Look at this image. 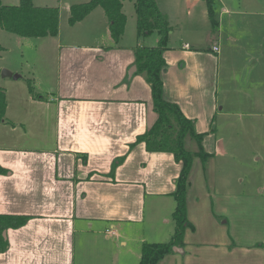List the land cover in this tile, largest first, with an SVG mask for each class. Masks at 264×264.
I'll return each mask as SVG.
<instances>
[{"label": "crops", "instance_id": "crops-1", "mask_svg": "<svg viewBox=\"0 0 264 264\" xmlns=\"http://www.w3.org/2000/svg\"><path fill=\"white\" fill-rule=\"evenodd\" d=\"M212 8L216 37L205 48L189 43L186 33L193 30L171 21L159 7L171 26L163 53L164 98L203 134L204 164L212 141L213 154L221 153L219 137L212 134L219 117L230 114L226 104L249 105L238 114L264 115V10L250 12L257 26L247 27L236 18L243 12L235 7L230 10L221 0ZM83 22L90 27L82 43L61 41L59 25L56 35L32 37L42 57L27 64L25 80L32 82L33 92L21 73L0 77L7 99L0 122V166L5 169L0 213L28 217L5 230L8 245L0 251V264H137L143 242L167 241L173 233L169 218L161 220L168 227L158 222L162 204L152 205L153 217L147 218L144 209L147 197L174 200L181 163L170 152L147 151L144 142L136 141L156 113L145 76L136 69L128 75L135 47L155 46L158 33L137 37L135 32L131 39L125 25L114 41L99 6L73 25ZM195 161L193 156L186 193L193 227L185 229L183 247L157 264H264V221L256 234L243 232L228 215L236 212L242 192L229 189L228 180L225 187L211 186L214 195L233 199L230 211L217 209L202 162L193 181ZM171 205L172 215L175 200Z\"/></svg>", "mask_w": 264, "mask_h": 264}, {"label": "rangeland", "instance_id": "rangeland-1", "mask_svg": "<svg viewBox=\"0 0 264 264\" xmlns=\"http://www.w3.org/2000/svg\"><path fill=\"white\" fill-rule=\"evenodd\" d=\"M86 1L87 0H33V4L35 6L57 7L59 9L61 41L82 43L85 42L83 41L85 40L84 34L86 31L88 32L90 25L87 22H83L71 26L68 24L67 18L69 16L70 5ZM156 1L159 7L171 17V21L181 23L182 28L186 27L187 29L193 30L186 33V40L189 43L194 46L202 43V45L207 48L210 41H214L216 31H214L215 28L212 24V20L208 16L205 0H195L192 5L189 4V0ZM213 1L215 4L221 0ZM222 1L225 2L228 9L233 10L235 7L238 9V12H243V14L236 15V18L242 17L244 26H257L255 16L248 14H250V12L258 13L263 11L264 2L262 0ZM1 2L6 5H16L19 3V0H1ZM219 6L220 4L218 3L216 6L217 9H219ZM99 10L101 9L99 8ZM122 11L126 15V36L134 39V34L136 32V15L134 12L133 0H123ZM217 13L218 10H215L216 15ZM99 30H103V27H100ZM37 42L35 38H23L0 27V71L2 69H8L12 73H21V79L26 85L25 77L28 76L26 71L27 64L30 65L42 59L36 49ZM256 73L257 72H253V78L256 77ZM0 80H3V78H0ZM230 106L234 108L231 109ZM248 106L249 105L246 104L239 108V105L235 103H233V105L226 104V109H229L230 114L225 117H219V123L216 124V131L212 134L214 137H219L217 138V143L221 153L213 154L215 148L212 141L210 146L207 145V149H210L212 154L204 166L206 168L205 172H207L206 186L210 190L211 186L225 187L226 180H228L227 187L229 189L236 188L238 189L237 192H242L241 195L237 197L236 212H228V215L234 216L235 219L241 223L243 232L256 234L261 222L264 221V208H262V205H264V115L238 114V109L247 110L249 109ZM256 126H259V129L256 128ZM214 137H212V139ZM185 146L194 153V158L196 157L194 181L196 179V171L199 169L200 172L203 166L200 157L196 154L198 151L196 141L190 136H187L185 139ZM203 151L205 152L204 147ZM211 193L213 194L212 190ZM217 193L216 191V194L212 195V199L216 202V208L221 209L228 206L226 208L230 211L232 208L231 201L233 199L229 195H218ZM212 199H209V205L212 204ZM168 203L170 206H167ZM160 204H162V207L160 208L158 218L161 219H158V222L162 227H168L169 224H164L161 220L164 221L165 218H169L170 222H174L170 214L173 208L171 204H174L173 199L157 202L147 197L144 209L145 216L147 218L153 217L154 213L151 210L152 205ZM231 220L232 219H230V221Z\"/></svg>", "mask_w": 264, "mask_h": 264}, {"label": "trees", "instance_id": "trees-1", "mask_svg": "<svg viewBox=\"0 0 264 264\" xmlns=\"http://www.w3.org/2000/svg\"><path fill=\"white\" fill-rule=\"evenodd\" d=\"M208 16L212 20L213 0H205ZM101 7L109 20V31L114 41L123 34L126 15L122 11V0H87L69 6L67 22L73 25L82 20L95 7ZM135 28L137 37L145 36L156 30L158 41L155 46H136L134 64L136 73H142L151 88L153 110L156 119L153 124L136 138L144 142L147 151L170 152L181 163L180 172L175 180V190L171 194L175 200L172 212L173 233L167 241L143 242L137 264H157L173 247H183V234L187 227H193L187 218L186 193L194 153L186 148L185 139L190 136L196 141V154L204 164L208 154L203 151V134L194 129V121L187 118L176 103L164 98L162 72L166 62L163 56L167 49L171 26L159 9L156 0H133ZM213 22V20H212ZM59 25V9L49 6H35L33 0H19L16 5H6L0 0V27L21 37H43L56 35ZM28 90L33 92L32 82L27 79ZM40 97L39 94H33ZM7 99L0 86V122L5 120ZM5 169L0 166V174ZM27 216L0 213V251L8 245L3 232L25 223Z\"/></svg>", "mask_w": 264, "mask_h": 264}, {"label": "water", "instance_id": "water-1", "mask_svg": "<svg viewBox=\"0 0 264 264\" xmlns=\"http://www.w3.org/2000/svg\"><path fill=\"white\" fill-rule=\"evenodd\" d=\"M136 67L132 66V68L129 70L128 75L131 76V74L135 71ZM1 76L5 77V76H11L13 78H17L19 76V74L17 73H12L11 71H9L8 69H2L0 71ZM3 235L5 236V231L3 232ZM180 249L179 247H173V250H178Z\"/></svg>", "mask_w": 264, "mask_h": 264}, {"label": "built area", "instance_id": "built-area-1", "mask_svg": "<svg viewBox=\"0 0 264 264\" xmlns=\"http://www.w3.org/2000/svg\"><path fill=\"white\" fill-rule=\"evenodd\" d=\"M184 46H185V47H189L188 44H185ZM212 49L215 50V51H217V46H213Z\"/></svg>", "mask_w": 264, "mask_h": 264}]
</instances>
